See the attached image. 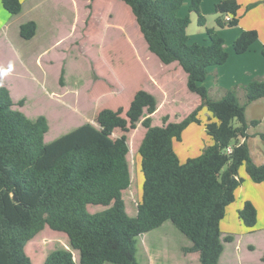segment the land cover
Returning <instances> with one entry per match:
<instances>
[{
    "label": "trees",
    "instance_id": "obj_1",
    "mask_svg": "<svg viewBox=\"0 0 264 264\" xmlns=\"http://www.w3.org/2000/svg\"><path fill=\"white\" fill-rule=\"evenodd\" d=\"M122 1L134 14L148 49L165 64L181 65L188 90L198 94L201 103L181 121H169L166 115L162 125H154L159 100L139 89L125 114L122 106L103 108L97 124L84 123L46 143L47 116L32 119L15 108L11 90L0 84V264H33L26 245L46 225L67 234L79 259L71 249L57 248L44 264H140L138 237L169 220L192 241L186 251L199 254L196 264H222L224 242L233 236L223 239L221 224L245 180L241 166L253 182L264 183V164L253 160L247 141L249 125L259 121L249 123L246 118V106L264 97V80L243 86V104L238 87L224 89L214 99L204 84L209 67L229 58L225 39L215 28L206 27L209 44L189 43L190 16L179 15L185 0ZM1 2L11 15L22 10L21 0ZM240 8L237 0L217 2L216 25L237 26ZM189 12L205 26L201 0H191ZM36 31L35 20L20 24L25 39ZM258 39L256 29L243 30L233 43L235 53L246 52ZM205 108L211 115L203 123L200 114ZM138 123L146 129L138 148L143 183L137 214L131 216L123 197L131 184L127 132ZM192 123L204 124L212 143L182 162L173 141L181 140ZM117 129L123 132L114 136ZM259 135L264 140V131ZM91 205L106 208L91 212ZM238 217L250 231L255 229L258 211L251 200L244 201Z\"/></svg>",
    "mask_w": 264,
    "mask_h": 264
},
{
    "label": "rangeland",
    "instance_id": "obj_2",
    "mask_svg": "<svg viewBox=\"0 0 264 264\" xmlns=\"http://www.w3.org/2000/svg\"><path fill=\"white\" fill-rule=\"evenodd\" d=\"M21 2V12L11 15L0 0V84L11 90L15 108L23 110L32 119L41 114L47 116L50 128L45 135L46 143L84 123L97 124V114L103 108L117 109L122 106L125 114L139 89L150 91L159 100L158 109L152 115L154 125H162L166 115L169 121H181L200 103V96L188 90L183 69L178 66L176 71L171 70L177 62L165 64L148 49L134 14L122 0ZM190 2L186 0L179 11L180 16H190L191 22L187 28L189 43L209 44L206 27L220 28L216 25L213 0L205 1V26L199 24L195 12H189ZM29 20L36 21L37 31L31 39H25L20 34V24ZM222 28L225 29L226 50L232 57L230 62L234 64L236 61L233 60L239 57L236 58L239 65L235 63V67L250 68L249 62L255 67L251 72L256 69L264 71L262 52L258 58L259 54L257 56L251 50L253 54L246 56L250 58L246 62L245 56L234 51L229 34L233 27ZM230 62L218 68V75L213 72L215 68L209 69L204 84L214 99H218L222 92L216 82L217 85L233 82L231 73L234 70ZM257 74H240L237 79L235 86L238 87L237 94L242 104L246 101L243 86L253 80H264V74ZM22 98L25 99L23 105L18 102ZM210 115L206 108L201 112L203 123ZM246 118L249 123L254 119L259 121L257 125H249L250 137L247 141L253 160L257 164H264V140L259 135L264 131V97L246 106ZM145 130L138 123L136 128L127 132L131 184L123 191V197L131 216L137 214L141 198L143 174L138 148ZM122 132L117 129L113 135L118 136ZM211 143L204 124L192 123L185 129L181 140L173 141V146L184 162L200 154ZM239 173L246 180L222 220L225 234L240 233V228L245 227L238 217V208L242 207L248 195L257 202L259 216L256 229L264 228V191L254 188L253 185L257 184L249 178L244 165ZM104 208L103 205L89 206L91 212ZM240 239L244 240L239 243L243 263L263 264L259 255L264 251V231L258 230ZM250 242L255 245L254 251L247 248ZM190 245V238L169 220L138 237L137 257L140 264L198 263L199 255L186 251ZM57 248L71 249L78 261L79 252L72 249L67 234L48 225L28 241L26 252L33 264H44L46 256Z\"/></svg>",
    "mask_w": 264,
    "mask_h": 264
},
{
    "label": "crops",
    "instance_id": "obj_3",
    "mask_svg": "<svg viewBox=\"0 0 264 264\" xmlns=\"http://www.w3.org/2000/svg\"><path fill=\"white\" fill-rule=\"evenodd\" d=\"M205 1L206 0H201V6H202L203 12L205 10V7H204ZM219 1H221V0H213V2H212L213 8H214V5ZM237 1L241 4V8L239 11L241 17H240L239 24L237 26H233V29H231L230 33H229L231 38H232L233 43L243 30L256 29L259 33V39L246 52L241 54L242 56H245V58H246L245 61L247 62L250 58H247L246 56H248V54L249 55L253 54V53H250L251 50H253L255 55L257 54V56H258V54H259L258 58H260V54H261L262 49L264 47V0H237ZM249 4H255V5L251 8H247V6ZM215 30L224 38L223 31L225 29L220 27L219 29H215ZM224 46L226 48V40H225ZM238 55H240V54H238ZM231 58H232L231 53H229V58L225 63L220 64V65L210 66L209 69L211 70L212 68H215V69H213V72H216V74L218 75V73H219L218 68L222 67L226 64H229ZM236 58H239V57H236ZM236 58L233 61H236L235 63L237 65H239V60H237ZM175 63H176V61H175ZM235 63L234 64L231 63V64H233L232 68L234 70L231 73L233 82H231V84L221 83L220 85H217L218 82H216V86H220V88L222 90L221 95L223 94L224 89H228L229 87H233L238 83L237 79L240 77V74H242L243 76H246L247 74L250 75V73L251 74L252 73L257 74V72H260L259 74H264V71H262V69H259L260 71H257V69H256L254 72H251V69L253 70V69H255V67L252 66V64H250L249 62L247 64L250 66V68L248 66L247 67L241 66L240 68L235 67ZM178 66L180 68H182L181 65L177 62L175 67L171 68V70L176 71L177 69H179ZM252 67H254V68H252ZM236 69H240V71L238 72ZM259 74H257V75H259ZM185 76H186V78L188 77L186 72H185ZM186 84H187V82H186ZM235 87H237V86H235ZM200 103H201V101H200ZM244 179L246 180V178H244ZM255 184H257V185H253V186H255L254 188H261L264 191V183H255ZM241 189H242V187L239 188L238 194L240 193ZM245 200H251L256 205V208H257V202H255V200L253 198H251L249 195L246 196ZM244 201L242 202V205H243ZM239 208H241V206H239ZM239 208H238V210H239ZM257 211H258V208H257ZM258 216H259V213H258ZM221 226H222V224H221ZM240 230H241L240 233H234V234L232 232H227L233 236V240L228 241V242H224L225 249H224V252L220 258V262L222 264H244L243 263L244 259L242 257L243 255H241L242 250H241V247L239 246V243H241L244 240L240 239V238L245 236V235H248V234L256 233L258 230L264 231V228L256 229V227H255V229H253V231H250L248 228L242 227V228H240ZM227 235H229V234H225V232L222 230V238L224 239V237ZM247 248L254 251V249H255L254 243L250 242L248 244ZM193 253H195V252H193ZM263 254H264V251L259 255V258H261L260 260H262ZM78 259H79V257H78ZM262 262H264V261L262 260ZM192 264H196V263H192Z\"/></svg>",
    "mask_w": 264,
    "mask_h": 264
},
{
    "label": "built area",
    "instance_id": "obj_4",
    "mask_svg": "<svg viewBox=\"0 0 264 264\" xmlns=\"http://www.w3.org/2000/svg\"><path fill=\"white\" fill-rule=\"evenodd\" d=\"M230 18H231V15H230V14H227V15L225 16L226 21H229ZM229 150H230V149H229Z\"/></svg>",
    "mask_w": 264,
    "mask_h": 264
},
{
    "label": "water",
    "instance_id": "obj_5",
    "mask_svg": "<svg viewBox=\"0 0 264 264\" xmlns=\"http://www.w3.org/2000/svg\"><path fill=\"white\" fill-rule=\"evenodd\" d=\"M16 198V196H14Z\"/></svg>",
    "mask_w": 264,
    "mask_h": 264
}]
</instances>
